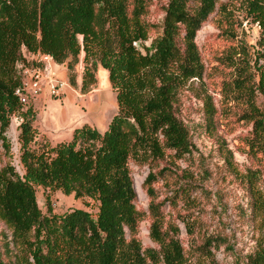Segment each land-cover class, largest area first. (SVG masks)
<instances>
[{
	"label": "trees",
	"instance_id": "1",
	"mask_svg": "<svg viewBox=\"0 0 264 264\" xmlns=\"http://www.w3.org/2000/svg\"><path fill=\"white\" fill-rule=\"evenodd\" d=\"M153 2L0 0V225L11 237L4 236L0 264H190L162 206L137 207L132 173L149 168L145 187L154 197L153 185L166 172L162 163L191 153L179 115L180 95L192 80H219V108L211 96L205 100L207 129L214 134L222 114L236 116L251 127L244 153L264 157V111L257 101L264 97V0H166L160 26L148 18ZM212 16L230 45L208 69L196 38ZM244 21L260 27L255 46L236 41ZM156 32L149 49L144 44ZM38 53L68 63L69 72L83 53V92L95 83L99 66L108 72L118 110L104 133L85 126L72 141H44L34 107L16 95L22 86L18 66H35L25 54ZM69 83L76 85L72 73ZM12 116L22 120L23 176L10 163ZM221 147L231 163L233 153ZM37 187L95 201L96 218L82 209L43 214ZM146 220L156 248H145L139 238ZM250 257L247 264H264V247Z\"/></svg>",
	"mask_w": 264,
	"mask_h": 264
},
{
	"label": "rangeland",
	"instance_id": "2",
	"mask_svg": "<svg viewBox=\"0 0 264 264\" xmlns=\"http://www.w3.org/2000/svg\"><path fill=\"white\" fill-rule=\"evenodd\" d=\"M164 3L166 0H154L148 16L152 23L159 26L164 19ZM239 18L242 19V16ZM216 20L212 16L196 38L208 69L217 65L216 56L230 45L219 35L222 31ZM159 34L153 33L144 45L151 49L152 41ZM237 35L236 41L240 44L255 46L260 37V27L244 21L237 29ZM137 46L146 53L141 44ZM33 61L36 62L35 59ZM85 67L83 53L72 72L68 70V63L52 66L55 77L66 82L68 87L63 96L52 98L51 112L59 116L61 134L73 130V136H58L59 143L72 141L74 132L85 126L104 133L117 113L116 92L110 84L108 72L101 66L95 72V83L86 92L82 91ZM59 72H65L67 80L61 79ZM71 73L75 76L76 85L69 83ZM218 84L219 80L213 78H205L202 82L192 80L182 91L179 117L189 131L192 151L184 159L162 163L160 169L164 168L166 172L153 185L154 197L149 196L145 187L149 168L134 167L132 179L137 194L136 205L141 210H148L152 202L162 206L166 222L179 230L178 239L190 264H247L250 256L264 247V207L260 208L259 204H264V157H247L244 153L247 149L243 138L251 127L244 121H238L236 116L222 114L216 119L214 134L207 129L205 100L211 96L219 108L221 96ZM257 101L264 111V97L259 95ZM21 122L20 118L12 116L6 136L11 144L10 163L23 176L25 169L18 138ZM49 126L53 127L52 124ZM44 136V141L51 145L59 144L54 141L56 138ZM221 146L233 153L231 163L225 159ZM36 196L45 215L52 213L60 216L70 210L82 209L95 219L98 213V203L88 198L76 199L74 195L67 196L61 191L53 192L43 187L36 188ZM149 228L150 221H144L139 238L145 248H156L149 238ZM5 235L11 242L9 232L0 225V258L4 260ZM204 244H207L205 251H198V247Z\"/></svg>",
	"mask_w": 264,
	"mask_h": 264
},
{
	"label": "built area",
	"instance_id": "3",
	"mask_svg": "<svg viewBox=\"0 0 264 264\" xmlns=\"http://www.w3.org/2000/svg\"><path fill=\"white\" fill-rule=\"evenodd\" d=\"M34 59L35 66L21 69L22 86L16 91L24 106L42 94H48L51 98L61 97L68 87L66 82L55 77L52 66L57 64L52 57L38 53Z\"/></svg>",
	"mask_w": 264,
	"mask_h": 264
},
{
	"label": "crops",
	"instance_id": "4",
	"mask_svg": "<svg viewBox=\"0 0 264 264\" xmlns=\"http://www.w3.org/2000/svg\"><path fill=\"white\" fill-rule=\"evenodd\" d=\"M25 56L30 60L34 59V57H30L27 54H25ZM26 67H27L26 65L20 64L18 66V69L21 70L22 68H26ZM56 72H57V70H56ZM58 76L61 79L67 80V76H66L65 72L58 74ZM52 102H53L52 98L50 96H48L47 94H44V95H40L37 99L33 100L32 105L34 107V110L37 112L35 126L38 129V131L41 133V135L42 134L46 135V136L48 135V136L53 137V139L56 138V140H54V141L57 142L58 136H60V135H71V136H73V130H71L70 133L65 132L64 134H61L63 131L61 129H59L60 128V125L58 124L59 116L55 112H53V113L51 112ZM53 105H54V103H53ZM49 124H52L53 127H50ZM64 131H65V129H64ZM57 143H59V142H57Z\"/></svg>",
	"mask_w": 264,
	"mask_h": 264
}]
</instances>
